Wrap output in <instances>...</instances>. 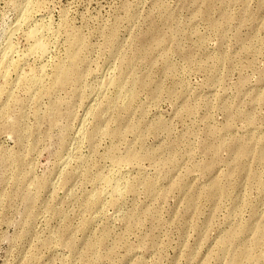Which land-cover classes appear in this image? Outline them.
I'll use <instances>...</instances> for the list:
<instances>
[{"label":"rangeland","instance_id":"rangeland-1","mask_svg":"<svg viewBox=\"0 0 264 264\" xmlns=\"http://www.w3.org/2000/svg\"><path fill=\"white\" fill-rule=\"evenodd\" d=\"M8 42L0 264H264V0H0Z\"/></svg>","mask_w":264,"mask_h":264},{"label":"bare ground","instance_id":"bare-ground-1","mask_svg":"<svg viewBox=\"0 0 264 264\" xmlns=\"http://www.w3.org/2000/svg\"><path fill=\"white\" fill-rule=\"evenodd\" d=\"M43 42L42 41H38L36 43V46H35V47H37V49L42 50V52L47 47V45H45V43H43ZM4 49L5 50L2 53L3 55L0 56V68H1V64H3L4 58L9 56L10 53L8 54V52H12L14 50V47L12 46V43L11 42H8L6 44V47ZM77 57H78V54L76 52H73V59L76 60ZM2 68H4V65L2 66ZM8 70H9V68L7 66L6 69H2V71H1V74H2V76H3L4 79L7 78V75L9 73ZM71 70H72V68H67V67H66V69L60 68L59 71H58V73H57V77H56L57 83L63 84L64 82H66L71 77V72H72ZM1 92H2V87H0V93Z\"/></svg>","mask_w":264,"mask_h":264}]
</instances>
